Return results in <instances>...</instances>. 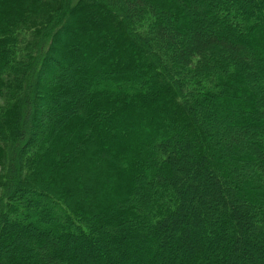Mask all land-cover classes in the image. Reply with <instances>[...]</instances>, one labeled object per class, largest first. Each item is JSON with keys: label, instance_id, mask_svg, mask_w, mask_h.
Here are the masks:
<instances>
[{"label": "trees", "instance_id": "16d2710c", "mask_svg": "<svg viewBox=\"0 0 264 264\" xmlns=\"http://www.w3.org/2000/svg\"><path fill=\"white\" fill-rule=\"evenodd\" d=\"M0 264H264V0H0Z\"/></svg>", "mask_w": 264, "mask_h": 264}, {"label": "rangeland", "instance_id": "374dc122", "mask_svg": "<svg viewBox=\"0 0 264 264\" xmlns=\"http://www.w3.org/2000/svg\"><path fill=\"white\" fill-rule=\"evenodd\" d=\"M122 43H124V45H126V46H128L127 44H126V42L123 40V42ZM71 81V80H70ZM70 83V82H69ZM108 130V129H107ZM83 180V179H82ZM71 186H73V182L70 184ZM78 186V185H77ZM74 187V186H73ZM79 196L81 195L82 196V194H78Z\"/></svg>", "mask_w": 264, "mask_h": 264}]
</instances>
